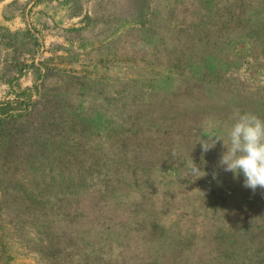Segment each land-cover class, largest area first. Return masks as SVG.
Here are the masks:
<instances>
[{
	"label": "rangeland",
	"instance_id": "1",
	"mask_svg": "<svg viewBox=\"0 0 264 264\" xmlns=\"http://www.w3.org/2000/svg\"><path fill=\"white\" fill-rule=\"evenodd\" d=\"M4 7L0 264H264V189L200 142L264 119V0Z\"/></svg>",
	"mask_w": 264,
	"mask_h": 264
},
{
	"label": "clouds",
	"instance_id": "2",
	"mask_svg": "<svg viewBox=\"0 0 264 264\" xmlns=\"http://www.w3.org/2000/svg\"><path fill=\"white\" fill-rule=\"evenodd\" d=\"M234 123L228 131V142L222 136L209 135L201 139L203 151L207 152L220 140H223L226 151L223 152L219 164L224 171L234 173L238 177L242 172L245 180L244 187L255 192L259 187L264 189V119L255 114H241L236 110L233 114ZM188 166L193 178H199L205 173L194 163ZM215 179V174H213Z\"/></svg>",
	"mask_w": 264,
	"mask_h": 264
},
{
	"label": "crops",
	"instance_id": "3",
	"mask_svg": "<svg viewBox=\"0 0 264 264\" xmlns=\"http://www.w3.org/2000/svg\"><path fill=\"white\" fill-rule=\"evenodd\" d=\"M9 1L10 0H0V26L4 25L6 23L5 13L3 11V8L5 9L4 4L9 2Z\"/></svg>",
	"mask_w": 264,
	"mask_h": 264
}]
</instances>
